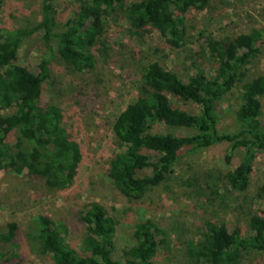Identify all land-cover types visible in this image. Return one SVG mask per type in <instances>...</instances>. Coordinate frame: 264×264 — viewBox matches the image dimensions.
<instances>
[{
	"label": "rangeland",
	"instance_id": "374dc122",
	"mask_svg": "<svg viewBox=\"0 0 264 264\" xmlns=\"http://www.w3.org/2000/svg\"><path fill=\"white\" fill-rule=\"evenodd\" d=\"M86 0H51L57 31L64 29L81 3ZM140 0H124V6ZM264 0H209L203 10H189L184 18L186 31L181 48L171 50L160 34L148 27L137 39L117 9L108 20L103 35L91 49L94 65L82 73L66 69L56 56L55 41L46 44L41 33L26 38L19 48L16 64L34 75L47 73L42 85V105L53 104L62 114V127L80 149L81 161L76 176L65 187H50L45 180L0 170V234L8 224L17 226L10 243L0 242V252L8 258L0 264H53L33 240L34 220L46 216L63 234L66 244L80 250L85 235L81 221L83 208L90 202L104 206L116 221L117 255L134 244L135 225L152 221L160 230L156 264H208L199 256L204 234L211 226L224 225L228 232L249 236V220L264 219V197L258 188L264 183V155L257 156L244 191L232 189L227 174L242 161L243 151L231 144L216 143L199 151L184 150L165 180L138 201H128L109 177L112 160L121 147L113 131L115 118L137 97L143 67L157 62L165 70L187 82L196 70L214 74L215 64L207 50L209 40L228 42L253 30L262 32L261 53L248 66L232 92L216 107L221 133L237 129L235 111L240 104L241 87L264 76ZM41 0H4L0 4V36L33 28L40 21ZM180 109L195 110L192 104L179 103ZM264 126V95L261 98ZM156 132L184 135L186 129L158 126ZM11 136L10 142L15 141ZM241 264H264V255L252 252Z\"/></svg>",
	"mask_w": 264,
	"mask_h": 264
},
{
	"label": "trees",
	"instance_id": "16d2710c",
	"mask_svg": "<svg viewBox=\"0 0 264 264\" xmlns=\"http://www.w3.org/2000/svg\"><path fill=\"white\" fill-rule=\"evenodd\" d=\"M4 0H0V4ZM209 0H140L124 6V0H86L64 29L56 30L51 0H41L40 21L33 28L0 36V170L45 180L50 187H65L76 176L81 161L78 144L62 127L57 106L42 105V85L47 73L34 75L16 64L22 42L41 33L46 44L55 41L56 56L67 70L82 73L94 65L91 49L103 35L105 25L117 9L137 39L146 29H155L171 50L185 40L184 18L189 10H203ZM264 11V7H263ZM262 32L253 30L228 42L209 40L207 50L216 61L214 74L196 70L187 82L165 70L157 62L142 69L137 97L116 118L113 131L120 153L112 160L109 177L120 195L138 201L160 185L184 150H205L216 143L231 144L225 160L242 150L243 159L227 174L230 187L244 191L257 156L264 155V126L261 98L264 76L259 75L241 87L240 104L235 111L237 129L221 133L216 107L228 96L248 66L261 53ZM192 104L195 110L175 107L170 98ZM186 129L184 135L156 132V128ZM16 135L11 143V136ZM264 197V183L258 188ZM85 235L81 249L69 247L63 233L46 216H37L32 226L33 240L53 264H156L159 228L150 220L135 225L134 244L117 255L116 221L98 202H90L81 213ZM249 236L238 229L228 232L224 225L211 226L204 234L199 256L208 264H241L249 253L264 255V219L249 220ZM0 242L10 243L17 226L8 224ZM9 256L0 252V263Z\"/></svg>",
	"mask_w": 264,
	"mask_h": 264
}]
</instances>
